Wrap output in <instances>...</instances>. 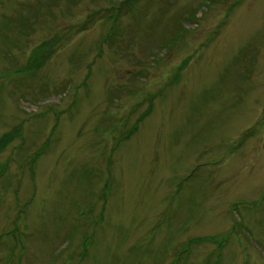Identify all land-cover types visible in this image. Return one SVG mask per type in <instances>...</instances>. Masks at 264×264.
<instances>
[{
    "label": "rangeland",
    "instance_id": "obj_1",
    "mask_svg": "<svg viewBox=\"0 0 264 264\" xmlns=\"http://www.w3.org/2000/svg\"><path fill=\"white\" fill-rule=\"evenodd\" d=\"M9 130L0 264H264V0H0Z\"/></svg>",
    "mask_w": 264,
    "mask_h": 264
},
{
    "label": "trees",
    "instance_id": "obj_2",
    "mask_svg": "<svg viewBox=\"0 0 264 264\" xmlns=\"http://www.w3.org/2000/svg\"><path fill=\"white\" fill-rule=\"evenodd\" d=\"M41 47V46H40ZM40 47H38V49L36 51H34L30 57V61L28 63H26L24 69L25 70H28V69H31V68H34L36 66H38L37 63H34L35 61L37 60H32V56H34V59L36 58H40V60L43 61V53L42 50L39 52V49ZM39 53V54H38ZM39 55V57H37ZM189 61V57L186 58L182 63L181 65L178 67V71L181 70L182 68H184V66L187 64V62ZM23 69V70H24ZM14 140V132L12 130H9L7 132H4L1 136H0V149L6 147L8 144H10L12 141ZM5 168V164L1 163L0 165V172H2Z\"/></svg>",
    "mask_w": 264,
    "mask_h": 264
}]
</instances>
